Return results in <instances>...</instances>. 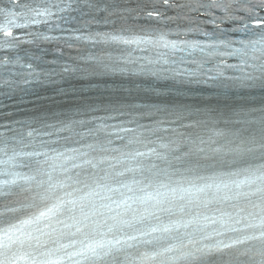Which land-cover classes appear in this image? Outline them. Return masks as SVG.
<instances>
[{
	"label": "snow or ice",
	"instance_id": "obj_1",
	"mask_svg": "<svg viewBox=\"0 0 264 264\" xmlns=\"http://www.w3.org/2000/svg\"><path fill=\"white\" fill-rule=\"evenodd\" d=\"M42 5L0 8V87L76 83L47 97L67 107L0 124V264H264V0ZM213 10V31L190 15ZM40 24L60 34L14 33ZM52 42L98 51L58 65Z\"/></svg>",
	"mask_w": 264,
	"mask_h": 264
}]
</instances>
